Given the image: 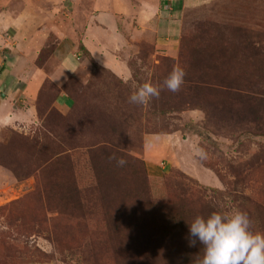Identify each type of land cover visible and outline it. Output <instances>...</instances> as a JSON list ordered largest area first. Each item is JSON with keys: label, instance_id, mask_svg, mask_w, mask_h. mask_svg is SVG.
Wrapping results in <instances>:
<instances>
[{"label": "rangeland", "instance_id": "374dc122", "mask_svg": "<svg viewBox=\"0 0 264 264\" xmlns=\"http://www.w3.org/2000/svg\"><path fill=\"white\" fill-rule=\"evenodd\" d=\"M23 1L29 3L28 0ZM32 1L39 5H33L35 10L32 14L36 17L33 24L37 21L34 26L43 27L45 24L48 28L45 31L47 43L42 46L43 51L40 49L45 76L36 95L43 113H38L34 123L4 128L0 133V264H110L93 253L98 242L108 236L102 214L97 212L91 217L88 212L82 215L75 213L77 216L71 228L74 243L71 247L70 242L65 244L63 241L69 224L68 217L55 211L46 200L48 192L55 193L52 184L54 178H51L55 167L48 163L54 158L53 152L60 156L59 163H67V169L60 173L68 176L73 172L78 187L83 191L94 187L92 159L105 164L113 161L95 154L89 159L87 151L90 142L97 140L99 133L104 132L107 126L119 129L111 137L124 142L125 150L142 160L148 177L149 195L160 201L186 186L189 189H225L223 182L203 164L201 157L194 154V146L204 145L207 153L204 158L208 163H217L221 159L218 169L226 172L229 178L231 171L245 170V163L253 161L254 155L260 154V147L264 148V136L246 134L239 129L230 131L229 119L222 116L211 118L215 123L218 121L217 126L209 125L208 130L204 128L209 123L205 112L199 108L202 102L195 98L197 92H188L183 86L176 93L162 88L165 79L161 74L162 64L153 56L154 49L150 43L128 49L130 54L126 63L133 68L134 77L123 80L111 70L110 73L121 79L130 92L145 82L162 88L158 99L153 98L145 105L128 102L120 110L122 114L134 112L137 123L154 132L139 131L140 128L135 124L137 129L121 124L118 114L110 111L113 104L117 105L120 101L115 96L116 92L108 90L114 89L110 87L115 78L107 73L108 70L97 68L91 57L83 52L76 72L66 82L70 96L75 99L74 105L64 109L54 102L52 104L55 90L46 76L56 65L52 55L55 43L62 34L72 35L74 42L80 41L86 14L73 11L72 6L68 7L71 0ZM47 2L66 4L64 13L52 12L46 7ZM1 3L11 7L14 12L22 0H0ZM61 8L63 10V6ZM32 14L26 13L25 16L27 18ZM215 23L249 27L264 33V0H209L189 8L183 15L180 39L183 36L190 39L199 27ZM57 24L63 28L62 34L57 30ZM3 32H6V36H12L15 28ZM11 46L0 45V54L10 52ZM50 50L52 53L48 56ZM178 53L179 47L174 58L178 59ZM70 59V66L74 68L77 61ZM3 69L6 68L3 66ZM59 104L69 105V101L66 97L59 98ZM8 106H0L1 111H6ZM149 112L153 114L148 117L139 114ZM44 123L51 126L50 132L44 128ZM33 135L38 137L35 143L15 151L11 138L12 141H18L19 137L31 138ZM182 173L189 177L185 178ZM87 194L91 193L88 191ZM90 242L96 243V246Z\"/></svg>", "mask_w": 264, "mask_h": 264}, {"label": "trees", "instance_id": "16d2710c", "mask_svg": "<svg viewBox=\"0 0 264 264\" xmlns=\"http://www.w3.org/2000/svg\"><path fill=\"white\" fill-rule=\"evenodd\" d=\"M204 26L199 27L190 39L185 36L179 39L178 59L165 54L155 55L156 60L162 64V77L166 78L175 64L179 63L186 72L183 88L191 93L197 92L195 98L202 102L199 108L207 116L209 124L204 125L207 130L208 127L219 124L211 119L219 115L229 119L230 131L239 129L246 134L264 136V33L249 27L226 24ZM75 47L90 56L81 41L75 42ZM41 50L37 58L39 65L43 63ZM51 53L52 50L47 55ZM91 60L97 68L110 73L109 69L100 66L92 57ZM129 68L134 77L133 68ZM110 74L115 81H111L110 87L114 89L108 90L116 92L115 96L120 99L110 111L118 114L121 124L126 127L137 129L138 126L139 131L154 132L152 129L142 128L137 123L134 112L121 113V108L124 104L127 105L132 92L121 79ZM69 77L60 87L47 77L55 90L51 98L52 104L59 93L64 91L69 98V105L65 107L74 105L75 99L70 96L66 87ZM35 105L37 115L43 113L39 100H35ZM47 109L49 108L45 110ZM139 114L141 117H148L153 113ZM44 128L51 131V126L47 123H44ZM116 129L107 126L104 132L99 133L97 140L90 142V149L87 151L89 159L93 154L103 159L114 154L123 157L128 163L124 167H117L115 161L105 164L92 159L95 182L94 187L88 190L91 194L78 187L73 172L68 176L60 173L67 169V163H59L61 158L55 152L52 153L54 158L48 162L55 167L51 175L54 178L52 184L55 193L48 192L46 200L55 211L68 217L69 224L63 237L65 244L70 242L72 247L74 243L71 228L72 221L77 216L75 213L82 215L86 212L91 217L100 212L107 224L105 230L108 236L98 242L99 248H93V253L110 264H195L202 245L199 241L194 247L188 245L187 222H191L196 215L207 216L213 211H244L252 221V230L264 233V148L260 147V154L254 155L253 161L245 163V170L231 171L229 178L226 172L219 170L218 163H222L221 159L217 163L206 161L204 157L207 153L201 144L204 155L200 156V160L223 182L225 189H189L186 186L160 201L149 195L148 177L142 160L131 156L125 150L124 142L111 137ZM36 138V135L31 138L19 137L18 141H12L11 138V142L15 144L16 151L35 143ZM185 175V178L189 177ZM194 181L200 186L197 180ZM90 243L96 246V243ZM81 246L82 244L79 248Z\"/></svg>", "mask_w": 264, "mask_h": 264}, {"label": "crops", "instance_id": "0c3cea01", "mask_svg": "<svg viewBox=\"0 0 264 264\" xmlns=\"http://www.w3.org/2000/svg\"><path fill=\"white\" fill-rule=\"evenodd\" d=\"M71 1L70 4L67 3L68 7L72 6L73 11L86 14L83 18L80 41L90 56L100 66L123 79H128L131 77V71L126 63L130 54L129 47L150 43L154 49V57L156 54L175 57L179 47L183 15L189 8L209 0ZM28 2L26 4L22 0L14 12L5 3L0 4V45L16 46H11L10 52L0 54V106L9 105L3 112L0 107V133L4 128L20 124L27 126L37 119L35 100L45 75L41 65H37L36 59L42 46L47 43L45 31L48 28L45 24L43 27L34 26L37 25V21L33 24L36 20L32 14L35 10L33 5L36 7L39 5L32 0ZM47 3L46 7L52 12L64 13L66 4ZM59 9L62 11L58 12ZM41 12L43 13L42 10ZM26 13L33 16L26 18ZM10 28H15V32H12V36H6V32L3 31ZM56 28L61 33L63 28L61 29L58 24ZM52 55L56 65L46 77L60 87L67 77L76 72L82 52L76 50L72 35L62 34ZM70 57L77 61L74 68H71L68 61ZM3 66L6 69H3ZM65 97L69 101L64 91H61L54 104L65 109L67 105L59 104V98Z\"/></svg>", "mask_w": 264, "mask_h": 264}, {"label": "clouds", "instance_id": "9594fccd", "mask_svg": "<svg viewBox=\"0 0 264 264\" xmlns=\"http://www.w3.org/2000/svg\"><path fill=\"white\" fill-rule=\"evenodd\" d=\"M186 72L176 65L162 81V88L172 93L179 92ZM161 87L150 82L139 85L128 97L129 103L145 105L153 98H159ZM194 154L203 156L204 150L194 146ZM117 167H124L128 161L116 155L109 156ZM188 245L194 247L197 241L202 245L195 264H264V233L252 230L248 214L239 209L231 212L213 211L207 216L196 215L187 222Z\"/></svg>", "mask_w": 264, "mask_h": 264}]
</instances>
